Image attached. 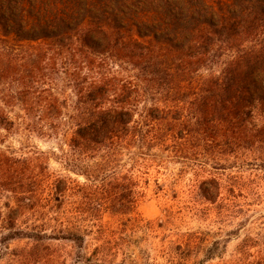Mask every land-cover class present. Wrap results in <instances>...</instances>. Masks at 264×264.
I'll use <instances>...</instances> for the list:
<instances>
[{"label": "trees", "instance_id": "trees-1", "mask_svg": "<svg viewBox=\"0 0 264 264\" xmlns=\"http://www.w3.org/2000/svg\"><path fill=\"white\" fill-rule=\"evenodd\" d=\"M18 126L65 127L84 182L0 151L10 240L81 251L102 214L133 222L162 155L264 146V0H0V139Z\"/></svg>", "mask_w": 264, "mask_h": 264}, {"label": "rangeland", "instance_id": "rangeland-1", "mask_svg": "<svg viewBox=\"0 0 264 264\" xmlns=\"http://www.w3.org/2000/svg\"><path fill=\"white\" fill-rule=\"evenodd\" d=\"M67 91L71 106L74 98ZM66 134L65 127L37 135L18 126L3 134L0 151L15 157L38 152L50 173L83 183L64 167L72 157L64 145ZM223 152L162 155L134 190L142 197L133 222L102 214L81 251L68 242L10 240L4 221L10 200L0 193V264H251L264 254V146ZM206 179L219 186L214 204L198 190ZM26 224L21 221L19 229ZM209 254L212 260L205 259Z\"/></svg>", "mask_w": 264, "mask_h": 264}]
</instances>
